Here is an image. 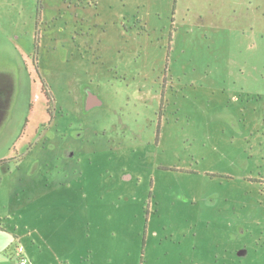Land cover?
<instances>
[{"label":"rangeland","instance_id":"obj_1","mask_svg":"<svg viewBox=\"0 0 264 264\" xmlns=\"http://www.w3.org/2000/svg\"><path fill=\"white\" fill-rule=\"evenodd\" d=\"M3 218L40 264H264V0H0Z\"/></svg>","mask_w":264,"mask_h":264},{"label":"crops","instance_id":"obj_2","mask_svg":"<svg viewBox=\"0 0 264 264\" xmlns=\"http://www.w3.org/2000/svg\"><path fill=\"white\" fill-rule=\"evenodd\" d=\"M8 219H0V264H17L16 253L18 251V245L24 244L25 254L21 253L23 257L29 260L28 264H40L39 253L36 251L35 242L31 241L29 246L28 238L17 235V226L12 227V233L8 230L6 221ZM4 222V223H3ZM7 225V228L5 227ZM29 257H28V256Z\"/></svg>","mask_w":264,"mask_h":264},{"label":"trees","instance_id":"obj_3","mask_svg":"<svg viewBox=\"0 0 264 264\" xmlns=\"http://www.w3.org/2000/svg\"><path fill=\"white\" fill-rule=\"evenodd\" d=\"M42 79V78H41ZM40 79V83H41V87H42V92L45 93V95L47 96L48 101L50 102V100L52 101V95L47 87V85L45 83H43V81ZM48 90H44V89ZM12 97V96H11ZM11 97L9 98V101H11ZM162 109V107L160 108ZM157 128H156V136H155V142L157 143V140L159 139V135H160V128H161V123H160V115H157Z\"/></svg>","mask_w":264,"mask_h":264},{"label":"built area","instance_id":"obj_4","mask_svg":"<svg viewBox=\"0 0 264 264\" xmlns=\"http://www.w3.org/2000/svg\"><path fill=\"white\" fill-rule=\"evenodd\" d=\"M16 259L17 264H28V260H26L20 252L16 253Z\"/></svg>","mask_w":264,"mask_h":264}]
</instances>
